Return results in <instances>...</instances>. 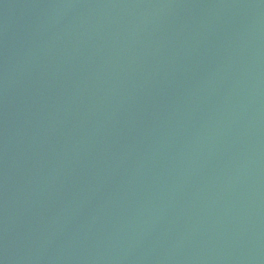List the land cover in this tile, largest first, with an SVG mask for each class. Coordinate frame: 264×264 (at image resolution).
Returning <instances> with one entry per match:
<instances>
[{
    "label": "water",
    "instance_id": "obj_1",
    "mask_svg": "<svg viewBox=\"0 0 264 264\" xmlns=\"http://www.w3.org/2000/svg\"><path fill=\"white\" fill-rule=\"evenodd\" d=\"M0 264H264V0H0Z\"/></svg>",
    "mask_w": 264,
    "mask_h": 264
}]
</instances>
